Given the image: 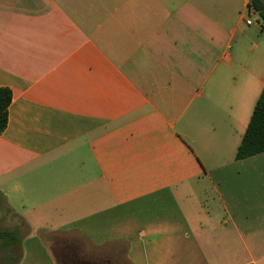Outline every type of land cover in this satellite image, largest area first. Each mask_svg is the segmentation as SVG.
I'll return each mask as SVG.
<instances>
[{
  "label": "crops",
  "instance_id": "crops-1",
  "mask_svg": "<svg viewBox=\"0 0 264 264\" xmlns=\"http://www.w3.org/2000/svg\"><path fill=\"white\" fill-rule=\"evenodd\" d=\"M250 1L0 0L1 263L264 264Z\"/></svg>",
  "mask_w": 264,
  "mask_h": 264
},
{
  "label": "trees",
  "instance_id": "trees-1",
  "mask_svg": "<svg viewBox=\"0 0 264 264\" xmlns=\"http://www.w3.org/2000/svg\"><path fill=\"white\" fill-rule=\"evenodd\" d=\"M252 8L264 23L263 0H251ZM13 100L10 88L0 87V135L6 130L9 121V107ZM264 152V86L256 103L247 129L239 145L236 159H243ZM20 242L18 232L14 230H0V246H16Z\"/></svg>",
  "mask_w": 264,
  "mask_h": 264
},
{
  "label": "rangeland",
  "instance_id": "rangeland-1",
  "mask_svg": "<svg viewBox=\"0 0 264 264\" xmlns=\"http://www.w3.org/2000/svg\"><path fill=\"white\" fill-rule=\"evenodd\" d=\"M244 14L245 16H247V13H244ZM255 17L256 16L254 15L251 16V20L253 22L257 21L258 23H262L261 19L256 20ZM245 23H246V20H245ZM255 45H257L260 48L264 46V30H260V27L258 25H253L251 29L245 32L243 38L240 40V43L236 46V50L239 51L240 48H242L241 46H243L244 51H248V50L257 51L255 49ZM2 201L3 199H0V202ZM11 223L12 222L6 216L5 211H3V209H1L0 207V230L6 229L7 226L11 225ZM74 240H77L76 237L62 236V235L56 238H49V242L53 247L52 249L54 250L55 254L58 255L59 257L63 255L61 251H63V248L66 246L65 242L73 241L74 243ZM7 249H9L10 252H8ZM11 249L12 248H3L0 246V261L4 259V256H6L7 254H11L15 260L18 258V254H19L18 249L17 248H13L12 250ZM15 260H13L12 262L10 260V262L8 263L0 262V264H14Z\"/></svg>",
  "mask_w": 264,
  "mask_h": 264
},
{
  "label": "built area",
  "instance_id": "built-area-1",
  "mask_svg": "<svg viewBox=\"0 0 264 264\" xmlns=\"http://www.w3.org/2000/svg\"><path fill=\"white\" fill-rule=\"evenodd\" d=\"M246 24L247 25H252L253 21L251 20V16H248V18L246 19Z\"/></svg>",
  "mask_w": 264,
  "mask_h": 264
}]
</instances>
